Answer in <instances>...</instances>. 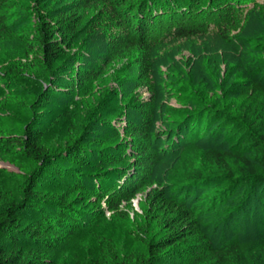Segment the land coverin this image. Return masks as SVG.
<instances>
[{"label": "trees", "instance_id": "1", "mask_svg": "<svg viewBox=\"0 0 264 264\" xmlns=\"http://www.w3.org/2000/svg\"><path fill=\"white\" fill-rule=\"evenodd\" d=\"M36 1L44 13L34 26L18 34L19 39L44 73L71 74L70 78L56 75L41 94L43 105L51 106L54 97L76 95L85 79L100 76L98 69L133 52H137V85L148 84L153 48L163 42L210 33L227 41L247 8L245 4L258 0H68L59 7L60 0ZM95 5L101 7L99 11L111 25L106 58L97 60L95 69L83 71L79 61L84 57L77 59L70 51L86 11ZM16 7L15 0H0V35L15 34L9 24L15 18ZM236 86L228 90L227 102L215 103L203 116L181 124L182 133L191 132L193 139L182 145L172 167V172L183 175V181L171 193L153 176L161 159L158 144L152 143L149 104L134 108L140 123L124 119L121 111L113 120L90 122L94 130L109 128L115 136L119 134L115 124H120L124 139L114 145L104 146L98 141L102 145L92 148L94 139L86 137L87 144L83 145L71 136L63 151H51L43 144L42 130L33 122L21 133L4 132L0 146L34 164L37 170L25 177L20 197L0 195V264H55L52 253L86 224L85 212L73 197L77 192L85 195L89 205L98 207L103 202L108 211L125 217L128 215L120 210L122 204H129L141 194L143 233H133L132 238L143 252L120 255L113 243L106 242L97 258L82 262L73 257V264H264V231L255 238L225 239L216 246L203 231L202 215L208 207L223 204L241 185L247 191L238 200L229 223H244L251 216L264 222V82L244 75ZM168 112L175 114L176 110ZM212 122L219 126L216 134L223 132L232 139L229 147L205 150L198 144ZM234 134L239 136L235 139ZM180 144L172 142L163 152ZM98 165L107 169L96 171ZM49 179L62 190L44 192ZM204 191L212 195L208 199L199 196ZM191 240L196 243L187 245ZM183 243L185 247L179 250Z\"/></svg>", "mask_w": 264, "mask_h": 264}, {"label": "rangeland", "instance_id": "2", "mask_svg": "<svg viewBox=\"0 0 264 264\" xmlns=\"http://www.w3.org/2000/svg\"><path fill=\"white\" fill-rule=\"evenodd\" d=\"M15 1L18 7L9 24L15 34L0 35V137L4 132L21 133L33 122L42 130L43 144L51 151H63L71 136L77 137L83 145L87 144L88 137L94 139L96 143L90 146L92 148L102 145L98 141L104 146L114 145L124 139L120 124H115L119 133L115 136L109 128L94 130L95 126L89 127L90 122L103 118L113 120L121 111L124 119L140 123L141 117L134 108L149 104L152 143L154 146L158 144L161 159L153 176L170 193L183 181V175L172 172V167L178 161L182 145L186 146L187 140L193 139L191 132L182 133L181 124L186 119L192 122L198 115L203 116L215 103L227 102L228 90L236 84L239 86L244 75L256 76L264 82V0H258L255 4H245L247 8L238 20V26L230 31L227 41L210 33L204 37L163 42L153 48L148 84L137 85L138 67L134 61L137 52H133L98 69L100 76L85 79L76 95L54 97L53 105L44 106L40 96L47 91L49 82L56 75V78H70L71 74L68 71L47 74L34 62L33 53L26 50L18 34L26 32L28 26H34L44 11L36 0ZM67 2L60 0L57 7ZM100 8L95 5L86 11L75 47L70 51L77 59L84 57L79 61L83 71L95 69L96 61L106 58L105 44L111 25ZM199 101L202 102L195 104ZM168 109H175V114L169 113ZM217 128L216 122L206 126L202 138L197 140L203 149L229 147L232 139L221 134L223 132L216 134ZM239 134H234L233 138ZM172 142L181 143V146L175 145L172 151L163 152ZM98 168L100 171L107 169L98 165L95 170ZM36 170L37 166L0 146V195L20 197V189L26 185L25 177ZM242 186L223 204L208 207L202 215L203 231L214 246L233 237L255 238L264 231V222L252 219V216L244 223H229L238 200L247 191ZM57 190H62L61 186L50 179L43 188L46 193ZM208 195L212 194L204 191L199 196L208 199ZM73 197L78 199L79 209L85 212L86 224L62 248L52 253L55 264H73V257L91 262L98 257L99 248L106 242L113 243L120 255L143 252L141 245L132 238L133 233H143L140 229L143 215L141 194L129 204H122L120 210L127 217L108 211L103 202L98 207L89 205L84 194L77 192ZM193 243L196 241L191 240L187 245ZM183 247L184 243L179 250Z\"/></svg>", "mask_w": 264, "mask_h": 264}]
</instances>
